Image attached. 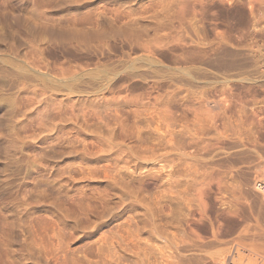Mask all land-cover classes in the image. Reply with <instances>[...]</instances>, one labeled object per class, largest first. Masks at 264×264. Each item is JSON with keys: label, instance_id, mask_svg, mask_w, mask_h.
<instances>
[{"label": "rangeland", "instance_id": "obj_1", "mask_svg": "<svg viewBox=\"0 0 264 264\" xmlns=\"http://www.w3.org/2000/svg\"><path fill=\"white\" fill-rule=\"evenodd\" d=\"M0 68V264H264V0H0Z\"/></svg>", "mask_w": 264, "mask_h": 264}, {"label": "built area", "instance_id": "obj_2", "mask_svg": "<svg viewBox=\"0 0 264 264\" xmlns=\"http://www.w3.org/2000/svg\"><path fill=\"white\" fill-rule=\"evenodd\" d=\"M259 190L261 193L264 194V183L261 182L260 185H259ZM236 250V246H234V248L231 250V253H229L227 255V257L223 260V262L221 264H234L232 262V259L234 258V251Z\"/></svg>", "mask_w": 264, "mask_h": 264}, {"label": "bare ground", "instance_id": "obj_3", "mask_svg": "<svg viewBox=\"0 0 264 264\" xmlns=\"http://www.w3.org/2000/svg\"><path fill=\"white\" fill-rule=\"evenodd\" d=\"M19 25H20V24H19ZM22 26H23V25H22ZM28 26H29V25H28ZM25 27H26V26H25ZM25 27H24V28H25ZM29 28H30V27H29ZM31 29H32V28H31ZM99 31H100V30H99ZM70 32H72V31H70ZM96 32H97V31H96ZM67 33H68V32H67ZM72 33H73V32H72ZM58 34H60V33H58ZM63 34H64V33H63ZM86 34H87V33H86ZM100 34H102V33H100ZM79 35H81V34H78V36H79ZM83 35H84V33H83ZM97 35H98V33H97ZM68 36H70V35L68 34ZM71 36H72V35H71ZM98 36H99V35H98ZM66 37H67V36H66ZM73 37H74V36H73ZM85 37H86V36H85ZM75 38H76V37H75ZM6 60H7V59H6ZM10 65H11V64H10ZM102 67H103V66H102ZM104 67H105V66H104ZM1 68H2V67H1ZM1 68H0V69H1ZM180 72H181V71H180ZM166 73H167V72H166ZM174 73H177V72H174ZM174 73H173V74H174ZM186 73H187V72H186ZM109 74H110V73H109ZM166 75H167V74H166ZM169 75H171V74H169ZM174 75H175V74H174ZM167 77H168V76H167ZM171 77H172V76H171ZM174 77H176V76H174ZM174 77H173V78H174ZM164 78H165V77H164ZM105 80H106V79H105ZM165 80H166V79H165ZM175 80H179V79L177 78V79H175ZM98 81H99V80H98ZM181 82H182V81H181ZM99 83H100V82H99ZM103 89H104V88H103ZM103 89H102V90H99V91H103ZM91 90H92V89H91ZM173 96H174V95H173ZM173 96H170V98H173ZM131 112H132V111H131ZM260 183H261V182H259V181H257V182L255 183L256 185H258V188H259ZM259 191H260V190H259ZM262 194H263V193H262ZM253 252H254V251H253ZM233 256H234V258L236 257V250L234 251V255H233ZM234 258H233V259H234ZM233 259H232V262L235 261V260H233ZM220 264H221V263H220Z\"/></svg>", "mask_w": 264, "mask_h": 264}]
</instances>
